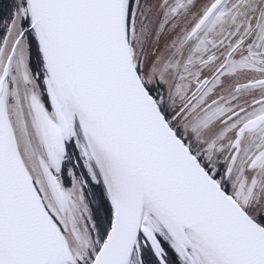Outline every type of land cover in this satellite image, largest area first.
I'll return each instance as SVG.
<instances>
[{
    "label": "snow or ice",
    "instance_id": "1",
    "mask_svg": "<svg viewBox=\"0 0 264 264\" xmlns=\"http://www.w3.org/2000/svg\"><path fill=\"white\" fill-rule=\"evenodd\" d=\"M0 264H264V0H0Z\"/></svg>",
    "mask_w": 264,
    "mask_h": 264
}]
</instances>
